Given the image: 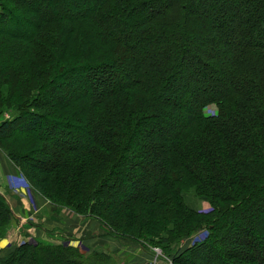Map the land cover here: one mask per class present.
Wrapping results in <instances>:
<instances>
[{"label": "trees", "instance_id": "1", "mask_svg": "<svg viewBox=\"0 0 264 264\" xmlns=\"http://www.w3.org/2000/svg\"><path fill=\"white\" fill-rule=\"evenodd\" d=\"M27 1L0 0V151L33 191L96 219L107 236L164 253L205 230L173 264H264V0L224 9L216 28L192 15L194 5L215 0H162L159 8V0H94L89 12L51 0L52 16ZM25 18L33 21L27 36ZM126 22L133 45L118 35ZM196 31L230 44L233 54L191 45L187 37ZM136 48L146 49L144 57ZM123 68L121 78L110 74ZM180 72L198 91L214 79L224 85L179 119ZM71 77L84 78L86 90L56 95ZM208 105L212 115L204 113ZM167 121L175 125L160 136L157 127ZM158 157L141 182L124 179L131 163ZM120 193L126 202L103 201ZM13 219L0 194V240ZM119 263L112 254L37 241L0 252V264Z\"/></svg>", "mask_w": 264, "mask_h": 264}, {"label": "rangeland", "instance_id": "2", "mask_svg": "<svg viewBox=\"0 0 264 264\" xmlns=\"http://www.w3.org/2000/svg\"><path fill=\"white\" fill-rule=\"evenodd\" d=\"M239 1L240 0H215L213 3H203L202 7L194 5L195 7H193L192 15H197L196 18H198L200 15L206 16L209 25L212 28H216L217 25H219L225 19L223 10L224 9L231 10V11L236 10L237 7H238ZM59 4L63 8V10L70 9L73 12H78V11L79 12H83V11H88V10L91 11L92 6L94 4V0H88V1L87 0H60ZM162 4H163L162 0L157 1L155 3V8H159ZM27 6L34 7V8L37 7L38 9H39V7H43L44 6L45 12H48L51 16L54 14V9L52 7L51 0H46L44 2H42L40 0H36V1H29L28 0L27 1ZM150 10L151 9L149 7L148 9L144 10L143 12L142 11L139 12L138 16L139 17H143L144 14L150 13ZM133 18H135V17H133ZM29 19L28 18L23 19V28H24V32L22 33L23 36H27L30 33L31 29H32L33 21L29 20ZM131 22H132V20H131ZM131 22H126L123 30L118 32L119 36L124 35V34H126L128 36L125 39L129 40L127 42V44H129V45H133V42H134L133 41V36H132V33H131V26H130ZM215 31L218 33V36L219 35L220 36H224L225 35V31L218 30V29H215ZM200 33L201 34H199L198 31H196L193 34L188 35L187 38L189 39L188 41H189V43L191 45H194V44L196 45V44H199V43H203L204 46H206V47H213L216 50V53L219 54V55L223 54V55H226V56H231L233 54L234 50L230 46V44L223 43V42L220 41V39H218V40H216V39H211V40L206 39V36L202 35L203 34L202 32H200ZM159 50H160V48L157 49V50H154V52L158 53ZM145 51H146V49H144V48H142V49L141 48L133 49V52H134L135 56H139V57L140 56L144 57L143 53ZM154 52H153V55H154ZM193 67H194V70H196V66H192V68ZM186 73L187 72H184V73L180 72L179 76H178V80L179 81L175 80L178 83V87H177V91H176V93H174V95L177 98V101L179 103V107L181 109L180 116L177 117L179 119L180 118H185L188 114L192 113V111H193L192 107H193L194 101L196 99L202 98V97H204L206 95H212V94L220 91V89L224 85L223 82L220 81V79H217V80L214 79L213 83L209 84V86H207L204 91H198L199 83L197 81H196V83L190 81L192 78L191 79H186L187 78ZM110 74L113 77L121 78V77H123L124 74L126 75V69L123 68L120 71L118 69L117 70L113 69L112 73H110ZM190 76L193 77V78H196V80H197L196 76H194V75H190ZM107 83H109L108 80L104 81L103 82L104 86ZM85 90H86V81H85L84 78H82L81 80H78L75 77H71V78L65 80L62 84L58 85V87L55 89V93H56V95L57 94H64V95L70 94V95H72V94H75L76 92H82V91H85ZM87 91H89V89H87ZM48 97H51V96L48 95ZM215 111H216V108H215L214 105H208L204 109V113L206 115H212L213 113H215ZM175 121H177V119ZM175 121H167V122H164V123H160V125H158V127H157L159 135L160 136L166 135L168 133V131L171 129V127L175 125ZM149 127H150V125L148 126V128ZM152 127H156V125L152 124ZM90 135L91 134H89V136ZM78 141H79V143H84V141H86V137L85 138H81L80 137L78 139ZM144 151L145 150H142V152H144ZM144 155H146V153H144ZM6 159L9 162H11L7 157H6ZM152 162H153L151 164L152 166L150 164L149 165H144V164H142V161H141V163H139V162L131 163L129 165L130 167L127 168L124 171V173H123L124 179L126 181L132 180V181L137 182V183L141 182L142 180H144L147 177V175L150 173L151 170H153L156 167H158V163H160L159 157L157 158L156 161H152ZM14 168H16V167L14 166ZM17 169L18 168H16V171H17ZM15 177L19 178L20 180H23V181H21V182L19 181V182L12 183V184L8 183V184L10 185V187H12L10 189L13 190V191L16 188H22V189H24L26 191L25 192V197L28 200L27 201L28 206H27L26 203L20 202V207H21L22 210H24L25 209L24 205L26 207H30V206L33 205L32 204V200H31V198L29 196V191L33 192L35 194H37V193L35 191H33L31 186L29 185L28 181L27 182H25L26 180L24 181V178H22V176L20 175V173L18 171H17V174L15 175ZM0 194H2V193L0 192ZM2 195L5 197L4 194H2ZM18 196H20V195H18ZM38 196H40V195H38ZM22 197H24V196H22ZM5 199H6V197H5ZM42 199L45 202H47L48 204L52 205L46 199H44V198H42ZM103 199H104L103 201L106 204H109L113 200L114 201L116 200V202H126L127 201L125 196H123L121 193L116 195L115 197H113V196L110 197L109 195H106ZM19 201H21V200L18 198L17 202H19ZM12 203H14L13 199H12ZM9 206H10V204H9ZM38 206H39V204L37 205V208H38ZM52 207L55 208L57 211H66L65 214H72V215H75L77 217H80L79 215L71 212L68 209L57 208L54 205H52ZM198 207L201 210H205V211L209 209V206H208V204L206 202H200ZM10 209L12 211V207L11 206H10ZM45 211H47V210H45L44 207H41L40 208V212L43 215V217H40V215H39L40 212H39V214L34 215L35 218L33 217L36 221L34 220L32 222V225H35L37 227V228H34V227L33 228L34 229H38L39 232H44L43 224H44V216H46L45 215ZM80 218H82V216ZM82 219H88V218L84 217ZM91 219H94V218H91ZM11 222H10V224H11ZM10 224L8 226L7 231L9 230ZM11 226H12V224H11ZM28 227H29V225H25V227L22 228V232H20V235L22 236V239H24L23 240L24 242L34 243V241H36L35 237L30 236L28 234V232L30 230V228H28ZM38 230L37 231L35 230L36 231L35 233H38ZM6 232L4 234V237L0 240V243L5 238ZM234 236H235L236 240H240V239L243 238L242 235L239 232H235ZM205 237H206V231L205 230H200L196 234H193L192 236L184 239L185 242H183L184 240H182L180 243L172 245L170 247V250L166 251L168 254L162 252V250L158 246L152 245V244H146V242H144V241H139V242H134V243H137L136 245L140 244V245L144 246L146 248V250H149L152 253V256H154L156 254L155 252H159V253L161 252L164 257H168V258H170L173 261L172 257L178 256L180 254V252H182L184 249L190 247L193 244V242L203 240ZM112 238L114 239V237H112ZM61 239H63V240L59 244H63V245H66V246H71V245H69L70 242H67L65 240V238H61ZM120 240H122V239H120ZM23 241H22V243H23ZM123 242L134 244V243H132V242H130L128 240L127 241L123 240ZM182 242L184 244H182ZM17 246L18 245H16V244H11L10 248L13 249V248H15ZM0 248H1V246H0ZM77 248L85 255H88L89 253H93V252H84L85 250L80 244H78ZM94 253H96V252H94ZM152 259L154 260V257ZM159 259L162 260V258H159ZM152 263H153V261H152Z\"/></svg>", "mask_w": 264, "mask_h": 264}, {"label": "crops", "instance_id": "3", "mask_svg": "<svg viewBox=\"0 0 264 264\" xmlns=\"http://www.w3.org/2000/svg\"><path fill=\"white\" fill-rule=\"evenodd\" d=\"M16 174V168L0 151V192L5 195L14 215V222H11L12 226L10 224L5 238L0 243V252L10 248L11 244L19 245L22 243L24 239H22L20 232H22V228L25 225H29L28 234L44 245H57L62 242L63 239L61 238H65L67 242H70L69 245L73 247H77L80 244L84 248V252L112 254L119 260V264H152L154 256L149 250L105 235V229L95 219H82L72 214H65L66 211H57L52 205L33 192L29 191L33 207L24 205L25 209L22 210L20 202L27 204L28 201L25 197L26 191L22 188H16L13 191L8 184L21 182L19 178L15 177ZM17 194L24 197L21 198ZM16 198L21 201L17 202ZM12 199L14 203H12ZM38 204L40 207L38 206L37 208ZM41 207L47 210L45 211L46 216H44V232H39L38 229H34L37 227L32 225L35 220L34 215L39 214ZM39 215L43 217L41 212ZM35 230H38V233H35ZM183 242L182 244H184ZM158 263L161 264V261H158Z\"/></svg>", "mask_w": 264, "mask_h": 264}, {"label": "built area", "instance_id": "4", "mask_svg": "<svg viewBox=\"0 0 264 264\" xmlns=\"http://www.w3.org/2000/svg\"><path fill=\"white\" fill-rule=\"evenodd\" d=\"M155 253L156 254L154 255V260L152 264H159L158 260L161 261V264H173L172 260L168 257H164L161 252H160L161 254L159 252H155ZM159 258H162V260H160Z\"/></svg>", "mask_w": 264, "mask_h": 264}]
</instances>
